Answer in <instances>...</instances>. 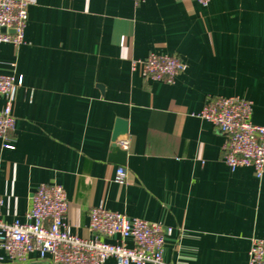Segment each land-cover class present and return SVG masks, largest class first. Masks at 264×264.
<instances>
[{"label": "crops", "instance_id": "0c3cea01", "mask_svg": "<svg viewBox=\"0 0 264 264\" xmlns=\"http://www.w3.org/2000/svg\"><path fill=\"white\" fill-rule=\"evenodd\" d=\"M150 51L182 61L172 82L132 69ZM0 72L21 77L0 139L5 222L56 183L73 234L88 236L89 210L102 206L172 226L170 264H247L250 239L264 238V174L230 169L225 135L195 114L208 97L239 95L264 123V0H29L24 43L0 42ZM117 119L124 163L110 159ZM118 166L131 185L114 182ZM0 264L17 263L0 250ZM23 264L50 261L33 251Z\"/></svg>", "mask_w": 264, "mask_h": 264}, {"label": "built area", "instance_id": "2783aa9c", "mask_svg": "<svg viewBox=\"0 0 264 264\" xmlns=\"http://www.w3.org/2000/svg\"><path fill=\"white\" fill-rule=\"evenodd\" d=\"M143 0H133L138 5ZM206 6L210 0H196ZM29 0H0V42L24 43ZM133 70L153 80L172 82L183 69L175 54L150 51L132 61ZM21 77L0 72V139L9 140L14 127L11 106ZM252 102L239 95L208 97L196 116L210 122L225 135L222 159L230 169L252 167L264 174V123L251 120ZM120 145L126 140L117 138ZM3 146L12 148L5 142ZM114 182L131 185L125 169L118 166ZM24 219L5 222L0 215V250L13 262L23 264L36 251L50 264H103L111 257L115 264H170L162 257L163 245L173 227L139 217L93 206L89 210L88 236L70 232L65 221L68 201L63 187L56 183L39 184L29 197ZM3 200L0 196V208ZM115 238L116 240H113ZM247 264H264V238L252 237Z\"/></svg>", "mask_w": 264, "mask_h": 264}, {"label": "water", "instance_id": "95a60500", "mask_svg": "<svg viewBox=\"0 0 264 264\" xmlns=\"http://www.w3.org/2000/svg\"><path fill=\"white\" fill-rule=\"evenodd\" d=\"M126 133V122L122 119L115 121V128L111 135L110 159L118 163H124L125 150L121 149L118 136Z\"/></svg>", "mask_w": 264, "mask_h": 264}]
</instances>
